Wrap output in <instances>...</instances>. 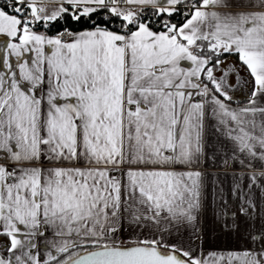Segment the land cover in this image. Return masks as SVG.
<instances>
[{
	"label": "snow or ice",
	"instance_id": "1",
	"mask_svg": "<svg viewBox=\"0 0 264 264\" xmlns=\"http://www.w3.org/2000/svg\"><path fill=\"white\" fill-rule=\"evenodd\" d=\"M0 264H264V0H0Z\"/></svg>",
	"mask_w": 264,
	"mask_h": 264
},
{
	"label": "crops",
	"instance_id": "2",
	"mask_svg": "<svg viewBox=\"0 0 264 264\" xmlns=\"http://www.w3.org/2000/svg\"><path fill=\"white\" fill-rule=\"evenodd\" d=\"M206 151L209 155L213 151L217 154V159L209 161L207 164H202V170L205 180V195L207 197L208 213L206 218H202V223L207 227L204 231L202 241L196 243L201 244V250L205 254L209 252H216L218 254L227 255L230 251H236L243 247V241L238 236L230 235L219 228H214L212 223V208L215 207L217 199V190H222L226 196L228 189L231 187L233 168H238L239 165H233L231 161L228 166H223L221 160L225 157V149L221 146L213 128L209 127L206 133ZM227 173L228 175H225Z\"/></svg>",
	"mask_w": 264,
	"mask_h": 264
},
{
	"label": "trees",
	"instance_id": "3",
	"mask_svg": "<svg viewBox=\"0 0 264 264\" xmlns=\"http://www.w3.org/2000/svg\"><path fill=\"white\" fill-rule=\"evenodd\" d=\"M236 91H237L238 93L240 92V89H239V87H237ZM236 102H237V103L241 102V99H240V98H238Z\"/></svg>",
	"mask_w": 264,
	"mask_h": 264
}]
</instances>
